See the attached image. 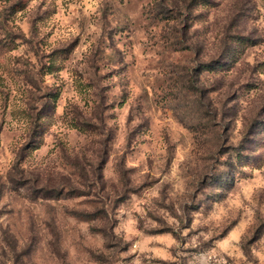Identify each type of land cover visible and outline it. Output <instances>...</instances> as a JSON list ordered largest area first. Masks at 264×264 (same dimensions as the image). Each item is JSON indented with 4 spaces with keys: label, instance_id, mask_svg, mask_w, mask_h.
Segmentation results:
<instances>
[{
    "label": "rangeland",
    "instance_id": "obj_1",
    "mask_svg": "<svg viewBox=\"0 0 264 264\" xmlns=\"http://www.w3.org/2000/svg\"><path fill=\"white\" fill-rule=\"evenodd\" d=\"M0 264H264V0H0Z\"/></svg>",
    "mask_w": 264,
    "mask_h": 264
},
{
    "label": "trees",
    "instance_id": "obj_2",
    "mask_svg": "<svg viewBox=\"0 0 264 264\" xmlns=\"http://www.w3.org/2000/svg\"><path fill=\"white\" fill-rule=\"evenodd\" d=\"M196 0H188V2H190V4L191 3H194ZM34 125H36V124H34ZM34 128V127H33ZM33 132H35V129L33 130ZM86 216H89V214H87Z\"/></svg>",
    "mask_w": 264,
    "mask_h": 264
}]
</instances>
